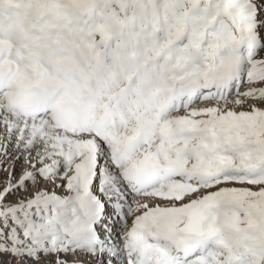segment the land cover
Segmentation results:
<instances>
[{"label": "snow or ice", "instance_id": "obj_1", "mask_svg": "<svg viewBox=\"0 0 264 264\" xmlns=\"http://www.w3.org/2000/svg\"><path fill=\"white\" fill-rule=\"evenodd\" d=\"M4 256L264 264V0H0Z\"/></svg>", "mask_w": 264, "mask_h": 264}, {"label": "rangeland", "instance_id": "obj_2", "mask_svg": "<svg viewBox=\"0 0 264 264\" xmlns=\"http://www.w3.org/2000/svg\"><path fill=\"white\" fill-rule=\"evenodd\" d=\"M0 260L4 261L5 264H8V262L11 260L10 257L4 256V257H0Z\"/></svg>", "mask_w": 264, "mask_h": 264}]
</instances>
